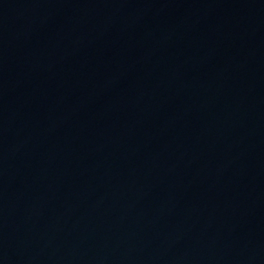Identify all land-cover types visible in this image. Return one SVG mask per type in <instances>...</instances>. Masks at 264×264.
I'll use <instances>...</instances> for the list:
<instances>
[{
    "label": "water",
    "instance_id": "water-1",
    "mask_svg": "<svg viewBox=\"0 0 264 264\" xmlns=\"http://www.w3.org/2000/svg\"><path fill=\"white\" fill-rule=\"evenodd\" d=\"M0 264H264V0H0Z\"/></svg>",
    "mask_w": 264,
    "mask_h": 264
}]
</instances>
